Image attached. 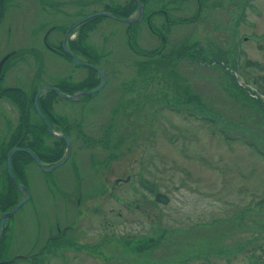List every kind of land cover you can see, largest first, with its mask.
<instances>
[{"label": "rangeland", "instance_id": "obj_1", "mask_svg": "<svg viewBox=\"0 0 264 264\" xmlns=\"http://www.w3.org/2000/svg\"><path fill=\"white\" fill-rule=\"evenodd\" d=\"M1 1L0 60L10 55L0 69V216L22 193L6 168L12 146L37 155L46 146L44 155L66 151L62 137L38 129L35 91L55 85L68 93L67 82L98 81L91 67L63 53L64 30L90 12L137 11L136 0ZM146 3L143 15L162 6L174 21L166 27L164 16L153 18L164 39L143 15L131 26L98 15L70 32L92 50V58L76 56L97 63L104 84L76 100L49 94L38 106L47 105L53 123L76 122L95 142L73 137L67 159L49 171L15 151L12 172L29 197L3 220L6 256L66 213V191L81 190L90 194L69 207L87 209L82 242L101 240V256H116L114 264H264V106L256 99L264 102V0ZM128 28L137 51L127 43ZM14 86L25 91L26 107L21 93L7 90ZM157 191L167 202L155 199Z\"/></svg>", "mask_w": 264, "mask_h": 264}, {"label": "flooded vegetation", "instance_id": "obj_2", "mask_svg": "<svg viewBox=\"0 0 264 264\" xmlns=\"http://www.w3.org/2000/svg\"><path fill=\"white\" fill-rule=\"evenodd\" d=\"M147 1L148 0H144V4H147L146 3ZM197 4H198V6L201 5V4L199 5V0H197ZM119 5H120V3H119ZM123 15H125V14H123ZM159 15L164 16V18L166 20V25H165L166 27L174 22L173 20L170 19L168 11L162 6H160L158 8L153 7L149 13L143 15V19L146 22L147 28H149L153 33L156 32L157 36L160 39H162V38L164 39L165 38L164 33L159 28H157L155 23L153 22V18L155 19ZM125 17H127V15H125ZM80 18H78V19H80ZM127 24H129V23H127ZM131 25H133V22L129 24V26H131ZM156 30H158L159 32ZM70 32L68 33L66 41H65L66 46L71 49V51L75 54V56H76V52L80 51L79 52L80 55L82 54L84 56L85 54L88 53V54H90V56L92 58V55H91L92 50L91 49L88 50L86 47L83 49V45L80 44L79 42L77 44L74 43V41H73L74 39L69 37ZM126 35L128 38L127 43L129 45V48L133 49V51H137V48L133 44V42H135V39L133 37V34L129 31V28L127 29ZM62 38H63V35H62ZM62 38H61V42H60L61 48H62ZM82 40H83V38H82ZM79 47L82 51L79 50ZM160 48H161V46L159 48L147 49V51L144 54H147L146 56H150L154 52L159 53ZM76 49H78V50H76ZM63 52H65V51L63 50ZM68 55L71 56V54H69V53H68ZM83 56H82V58L80 57V59L77 56H76V58L82 62L90 63V61L83 60L84 59ZM71 58H72V56H71ZM78 64L88 66L87 64H84V63H78ZM92 64H97V63H92ZM91 70L93 73H95V76L98 77L97 78L98 81L96 83L95 82H86L84 84V82L83 83L82 82H67L66 83L67 84V87H66L67 92L69 94H72L76 91L86 90V89H84V87L92 88V87L96 86L100 82V74L94 68H92ZM94 81H96V80H94ZM89 85H91V86H89ZM3 89H5V87L1 86L0 87V94H2ZM19 89H21V88H19ZM21 90L23 92H25L23 89H21ZM90 94H92V93H90ZM90 94L79 95L78 99H80L81 97H87ZM38 115L40 116L39 113H38ZM56 124L57 123H54L53 125L55 126ZM57 125L61 127V133H62L61 135L62 136H60V137H62L61 139L64 141L65 147L67 145H66V140H65L64 135H67V137L69 138L70 141L71 140L73 141V137H74V139H78L80 141V143L84 144L85 146L91 145L92 143L95 142V139L93 138V136L92 135H86L84 133V131L81 130V127H79V125L76 122L71 121V122H67V123H63V124H57ZM54 128H56V127H54ZM69 129H73L74 132L71 134L69 132ZM70 135H71V137H70ZM64 144H63V147H64ZM49 148H50V146H49ZM49 148H48V146H46L44 148V150H48ZM70 149H71V142H70ZM38 157L42 160V162H50L51 163V162L57 161V160H53L51 157H47V156L40 157V155H39ZM128 178H129V176H127V178L115 179V181L127 180ZM76 193H79V195L74 196L73 194H76ZM88 194H90V193H82L81 190H80V192L66 191L64 193V197L60 198L67 205V207H65L66 213H64V211L62 210L61 214L53 216L52 222L49 224V227L48 228L44 227V228L40 229L39 233H38V238H36L34 241H32V243L25 250H19L11 256H6L5 251L0 246V248H1L0 255L1 254L3 255V258H0V264H20V263H23V264L40 263L41 264L42 262H43V264H48V263L50 264V262H52L53 260H56L55 264H114V262L116 263L117 257L115 255H113L115 257H108L105 255L101 256V254L99 252L100 250H98V247L102 248L101 247V240H99L97 243H94V241L90 242L88 240L87 243H89V244H85V242H82V240L85 238V236L83 237L84 232L82 229H83V221L85 219V216L87 215V209L86 208L69 207V204L78 205V203L80 202V200L82 198L88 197ZM2 213H1V215H2ZM68 213H71L70 217H68ZM118 213H120V212H118ZM9 217H12V215ZM9 217H7L6 219L9 220ZM73 217H76L75 222H73ZM0 218H1V216H0ZM97 236L102 237L103 235L97 234ZM1 241H2V239H1V235H0V244H1ZM5 242L6 241H4V244H5ZM5 246H6V244H5ZM89 247H90V249H89ZM57 250H58V252H56ZM89 252H92L94 255H89L88 254Z\"/></svg>", "mask_w": 264, "mask_h": 264}, {"label": "water", "instance_id": "obj_3", "mask_svg": "<svg viewBox=\"0 0 264 264\" xmlns=\"http://www.w3.org/2000/svg\"><path fill=\"white\" fill-rule=\"evenodd\" d=\"M136 8H137L136 14L134 16H131V17L115 16L112 12H110L108 10L95 11V12L89 13V14L85 15L84 17L80 18L79 20L75 21L74 23H72L71 25H69L64 30V34H63V38H62V48H63V50L65 52H68L69 54H71V56H72V58H73V60L75 62H77V63H84V64H87L88 66L94 68L100 74V82L96 86L90 88L89 90H80V91H76V92H74L72 94L63 92L62 90H60L59 87H57L55 85H45V86H41L40 88H38L35 91L34 96H33V104H34L37 112L40 114L41 118L43 119V121L47 125V129H48V131L50 133H52L55 136H62L61 134L57 133L53 129V127L51 126V124L47 121L46 117L43 115L42 111L40 110V108L38 106V96L40 95V93H42L45 90H52V91L56 92V94H58V95H60L62 97H65V98H68V99H71V100H76V99H78V96L79 95L90 94V93H93L94 91H97L104 84V81H105L104 72L102 71V69L98 65L92 64V63H88V62H82V61L78 60L76 58L75 54L71 51V49L66 46L65 41H66V38H67L68 33L72 29H74L77 25H79L81 22H83V21H85V20H87V19H89L91 17L97 16V15H105V16L117 17L120 20L126 21V22H128L130 24V23H132L134 21L139 20L141 18L142 14H143V3L140 0H136ZM8 55H10V52L7 53V54H5L1 58V60H0V69H1V66H2L3 61L8 57ZM27 102H28V100H27ZM64 137H65L66 145H67L66 146L65 154H63L62 157L59 160H57L56 162L50 163V164L47 163V162H42V160L38 157V155L32 149H30L27 146H20L17 143V144H15L14 146H12L8 150V152L6 154V168H7V172L9 174V177L12 180V182L17 187H20L22 193H21L20 198L13 204V206L9 210L4 211L2 213L1 219H0V231H1V228H2L3 220L5 218H7L8 216H10L29 197V192H28V189L26 188V186L23 183H19L18 181H16V179H15V177L13 175V172H12V164H11V157L14 154V152L15 151H25V152H27L31 156V158L35 161V163L41 169L49 171V170H52L53 168L57 167L61 163H63L67 159V157H68V155L70 153V140L67 137V135H64ZM155 199L164 203V202H167L168 196L165 193H163V192L157 191L155 193Z\"/></svg>", "mask_w": 264, "mask_h": 264}, {"label": "trees", "instance_id": "obj_4", "mask_svg": "<svg viewBox=\"0 0 264 264\" xmlns=\"http://www.w3.org/2000/svg\"><path fill=\"white\" fill-rule=\"evenodd\" d=\"M120 10V9H119ZM5 15V8H4V4L2 3V1L0 2V20H1V18L3 17ZM85 21H83L82 23H84ZM63 53H65V54H67V52H63ZM236 84V83H235ZM238 85H240L239 83H238ZM241 86V85H240ZM5 90V89H4ZM7 90H9V91H12V92H15V93H21V92H23L21 89H19V88H17V87H9V88H7ZM49 94H54V95H57L54 91H52V90H45L43 93H41L40 95H39V97H38V102H39V106H42L43 105V102H44V100H45V97H47V95H49ZM21 95L24 97V99L21 97L20 98V100L22 101V103H23V107H26V105H27V100L25 99V93L24 94H22L21 93ZM34 95V94H33ZM256 98V97H255ZM257 100V102L258 103H260V104H262L263 106H264V102L261 100V99H259V98H256ZM32 100H33V96H32ZM40 109H41V111H42V113H43V115L46 117V118H49L50 120L51 119H56V117H54L51 113H50V111H49V109H48V107H47V105H46V108L44 109L43 107H40ZM25 110V109H24ZM40 117V116H39ZM41 118V117H40ZM51 123L52 124H54L53 123V121L51 120ZM27 124V123H26ZM26 124H24V126L25 127H27V128H29ZM38 129L39 130H41V131H45L46 129H47V125L41 120L40 121V123H39V127H38ZM23 136H24V133H23ZM23 136H22V140H24V138H23ZM60 142L61 143H63L64 144V141L61 139L60 140ZM245 142L246 143H248L249 145H251L254 149H258L259 147L255 144V143H253L252 141H249V140H245ZM24 144H28V145H31V143H26V142H24ZM260 150V149H259ZM42 151H44V149H42ZM41 151V152H42ZM17 153L18 152H21V153H26V152H24V151H16ZM16 152L12 155V158H11V164H12V168L14 169V163H13V159H14V156L16 155ZM40 151L38 152V156L40 155V157H43V156H47V157H51L53 160H58V159H60L61 157H62V154H63V151L62 150H60V151H54V154L53 155H50V156H48V155H44V154H42ZM262 153L264 154V152L262 151ZM26 154H28V153H26ZM29 155V154H28ZM14 171V170H13Z\"/></svg>", "mask_w": 264, "mask_h": 264}, {"label": "bare ground", "instance_id": "obj_5", "mask_svg": "<svg viewBox=\"0 0 264 264\" xmlns=\"http://www.w3.org/2000/svg\"><path fill=\"white\" fill-rule=\"evenodd\" d=\"M47 119V118H46ZM12 215V214H11Z\"/></svg>", "mask_w": 264, "mask_h": 264}]
</instances>
